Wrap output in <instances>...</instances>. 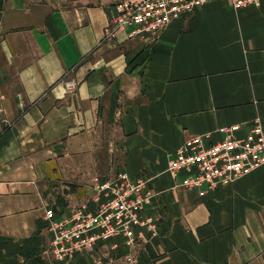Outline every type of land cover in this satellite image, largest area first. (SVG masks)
I'll return each instance as SVG.
<instances>
[{"label": "crops", "instance_id": "crops-1", "mask_svg": "<svg viewBox=\"0 0 264 264\" xmlns=\"http://www.w3.org/2000/svg\"><path fill=\"white\" fill-rule=\"evenodd\" d=\"M89 1L0 0V264L46 243L47 209H94L99 157L157 193L158 235L137 264H264V166L210 191L168 171L191 139L264 128V0H213L155 38L107 37L120 0Z\"/></svg>", "mask_w": 264, "mask_h": 264}, {"label": "built area", "instance_id": "built-area-1", "mask_svg": "<svg viewBox=\"0 0 264 264\" xmlns=\"http://www.w3.org/2000/svg\"><path fill=\"white\" fill-rule=\"evenodd\" d=\"M213 0H120L106 30L113 37L122 29L130 37L155 38L174 19L191 17ZM234 10L260 6L261 0H224ZM66 88H76L74 80ZM1 117V108H0ZM1 122V118H0ZM225 137L207 143L205 137L189 140L169 160L168 171L181 179L184 188L215 190L227 186L252 170L264 166V128L255 121L245 138H238L234 128L221 130ZM94 209L88 204L59 218L53 209L45 213L46 243L38 247L41 262L36 264H75L79 254H89L95 264H137L138 256L158 235L160 213L153 199L157 193L145 174L132 178L118 172L96 186ZM125 238L126 251L118 244L108 247L113 238Z\"/></svg>", "mask_w": 264, "mask_h": 264}, {"label": "rangeland", "instance_id": "rangeland-1", "mask_svg": "<svg viewBox=\"0 0 264 264\" xmlns=\"http://www.w3.org/2000/svg\"><path fill=\"white\" fill-rule=\"evenodd\" d=\"M35 1L48 3L53 8H62V9H71V8H74V6L79 5L80 3L91 4V1H89V0H35ZM115 13H116V9H115ZM112 15H111V17H112ZM111 17H110V20H111ZM113 162L114 161H112V163ZM99 164H100L99 165V171L96 174V178H94L93 185L95 183H101V182L109 179L111 176L117 174L118 172H126V171H124V170H122L116 166H114V167L109 166V168H108V166H107L108 163L106 162L105 157L104 158L99 157ZM112 168H113V170H112ZM116 171H118V172H116ZM96 186H97V184H96ZM32 242H33L32 240H27V243L25 245L27 246L28 244H30L31 246L26 247L23 251L19 252V256H20L19 261L21 262V264H36L38 262H41V258H40L41 251L38 247L33 246ZM83 255L90 256L89 254H86V253Z\"/></svg>", "mask_w": 264, "mask_h": 264}]
</instances>
